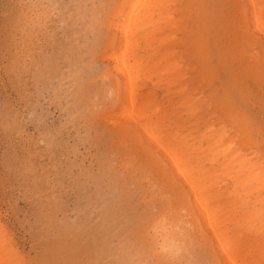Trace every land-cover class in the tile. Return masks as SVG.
<instances>
[{
  "label": "rangeland",
  "instance_id": "374dc122",
  "mask_svg": "<svg viewBox=\"0 0 264 264\" xmlns=\"http://www.w3.org/2000/svg\"><path fill=\"white\" fill-rule=\"evenodd\" d=\"M93 1L0 0V225L25 264H135V260L136 264H165L150 255L142 230L166 202L158 185L145 179L127 136L117 130L129 122L111 117L118 115L121 101L119 97L115 101L106 71L111 65L106 55L113 48L105 22L112 19L119 0ZM203 1L206 11L196 2L197 14H192L188 25L195 33L196 47L186 41L189 57L182 46L186 42L176 48L185 59L183 66L191 70L186 69L185 80L189 85L194 80L202 96L213 102L224 94L230 96L245 115L244 133L264 154V57L260 55L264 38L249 30V38L247 33L239 36L236 8L238 3L247 7L246 1ZM203 41L211 54L207 62ZM258 51L256 61H250ZM156 94L159 98L161 90ZM193 244L191 253H185L190 264H217L213 248L207 251L196 240Z\"/></svg>",
  "mask_w": 264,
  "mask_h": 264
},
{
  "label": "bare ground",
  "instance_id": "6f19581e",
  "mask_svg": "<svg viewBox=\"0 0 264 264\" xmlns=\"http://www.w3.org/2000/svg\"><path fill=\"white\" fill-rule=\"evenodd\" d=\"M244 1L247 7L238 3L236 8L241 28L239 36L247 33L249 38V30L250 33H260L264 38V0ZM196 2L206 11L204 8L207 4L203 0H119L114 6L112 19L105 22L111 30L108 44L113 48L106 55L111 62L106 71L114 99L118 102L119 97L121 101V110L118 115L116 112H112L113 115L109 112L108 115L111 114L112 119L124 117L123 121L129 122L130 125L120 124L117 130L127 136L128 147L139 158L145 179L148 178L149 185H158L161 191L159 195L166 202V206L161 203L156 215L143 225L142 242L148 245L150 255L157 256L165 264H190L185 253H191L188 250L196 240V244L207 251L214 249L217 264H264V154L250 135L244 133L242 118L245 115L238 111L230 96L222 95V100L217 101L221 103L217 105L216 101L202 96L203 93L197 90L200 85L194 80L189 85L185 80L189 67L183 66V54L176 50L187 40L192 47H196L195 33L188 29L192 14L196 13ZM105 4L102 3L103 6ZM182 46L188 55L187 42ZM201 50L204 62H207L211 54L205 48L204 41L201 42ZM257 53L250 56V61H256L254 58L259 51ZM260 55L264 57V42ZM261 61L264 62V58ZM192 68L197 70L196 65ZM157 89L161 90L160 99L156 94ZM120 225L116 226L120 228ZM2 226L3 223L0 225V264H25L23 255L18 256L17 250L10 246L11 242L9 244L4 233L6 228L2 230ZM171 259L172 263L168 261Z\"/></svg>",
  "mask_w": 264,
  "mask_h": 264
}]
</instances>
